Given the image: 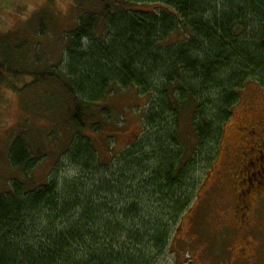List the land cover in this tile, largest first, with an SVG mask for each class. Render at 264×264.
Here are the masks:
<instances>
[{"label": "trees", "instance_id": "1", "mask_svg": "<svg viewBox=\"0 0 264 264\" xmlns=\"http://www.w3.org/2000/svg\"><path fill=\"white\" fill-rule=\"evenodd\" d=\"M48 3L37 12L40 36ZM62 37L47 70L0 62L2 89L53 83L68 96L75 128L65 153L78 170L30 188L39 155L22 133L10 141L23 180L0 193V264H160L241 93L250 82L264 88V0H98ZM130 89L149 98L147 132L101 162L96 139L110 138L111 101ZM185 125L196 139L188 150Z\"/></svg>", "mask_w": 264, "mask_h": 264}, {"label": "rangeland", "instance_id": "2", "mask_svg": "<svg viewBox=\"0 0 264 264\" xmlns=\"http://www.w3.org/2000/svg\"><path fill=\"white\" fill-rule=\"evenodd\" d=\"M48 1L0 0V36L10 34L8 42L14 45L0 41V62L10 61L25 71L47 70L61 59L65 43L62 30L70 28L86 9L98 6V0H82L80 9L74 7V0H51L47 30L40 36L37 12ZM22 42L24 45L19 48ZM37 43L40 50L36 49ZM111 102L113 116L106 125L110 138L107 141L101 135L96 139L101 162L106 163L112 158L108 155L110 149L116 154L137 143L147 132L142 116L148 97L130 89L114 95ZM263 109L264 88L250 82L224 124L219 142L214 144L211 162L196 173L199 186L192 208L176 234L175 251L169 247L160 264H264V203L244 234L231 207V181L225 177L237 151L247 146L241 126L250 120L255 122ZM71 113L70 100L59 85L38 84L36 90L21 95L0 87V193L8 190L12 180L23 177L20 170L10 166L7 155L10 141L20 133L26 135L28 145L39 155L27 180L30 188L50 179L60 181L78 174L65 153L75 128ZM181 128V140L187 150L191 149L196 139L187 125Z\"/></svg>", "mask_w": 264, "mask_h": 264}, {"label": "flooded vegetation", "instance_id": "3", "mask_svg": "<svg viewBox=\"0 0 264 264\" xmlns=\"http://www.w3.org/2000/svg\"><path fill=\"white\" fill-rule=\"evenodd\" d=\"M241 126L246 149L241 146L225 177L231 181V204L238 228L244 234L256 210L264 203V109Z\"/></svg>", "mask_w": 264, "mask_h": 264}]
</instances>
